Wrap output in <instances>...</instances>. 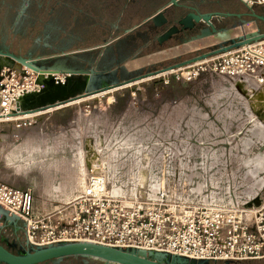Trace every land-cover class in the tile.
<instances>
[{"label":"rangeland","instance_id":"374dc122","mask_svg":"<svg viewBox=\"0 0 264 264\" xmlns=\"http://www.w3.org/2000/svg\"><path fill=\"white\" fill-rule=\"evenodd\" d=\"M239 9L246 8L241 3ZM255 13L264 17L260 6ZM249 21L250 18L241 19L237 26L226 31L237 29L222 37L211 35L187 45L145 49L118 68L105 65L95 85L126 80L135 75L133 71L141 74L157 71L149 77L62 107L0 123V178L12 186L29 188L34 212L41 214L73 200L82 191L87 177L101 169H109L108 176L114 175L112 180L120 182L130 177L147 182L166 171L184 177L190 174L186 169L194 164L193 151L212 149L217 150L215 163L226 167L224 174L245 175L249 190L264 187V121L255 116L257 110H264V89L248 78L214 67L215 55L163 71L211 52L225 41L221 39L236 40L264 30L260 21ZM93 26L55 24L56 43L62 49L48 65L74 56L64 55L70 51L100 44L101 38L85 37L88 31L94 36ZM52 27L53 24H0V44L17 56L37 59L47 53L46 45L54 38V32L48 30ZM65 33L71 34L73 42L60 45L65 39L70 41L64 37ZM77 36L80 39L74 40ZM174 47L183 52L165 55ZM143 59L146 62L135 70L127 69ZM5 62L0 61V79L9 72L16 74L15 81L21 74H27L28 80L35 83L29 91L42 88L35 72L19 68L15 62ZM75 78L70 80L74 82ZM83 92L78 88L67 98ZM37 107L40 105L21 109ZM7 229L9 240L4 243L13 251L23 250L22 222ZM65 262L104 264L80 257L48 264ZM210 264H264V261Z\"/></svg>","mask_w":264,"mask_h":264},{"label":"built area","instance_id":"2783aa9c","mask_svg":"<svg viewBox=\"0 0 264 264\" xmlns=\"http://www.w3.org/2000/svg\"><path fill=\"white\" fill-rule=\"evenodd\" d=\"M253 4L264 12V0ZM213 58L214 67L264 89V39ZM1 76L0 117L35 85L27 74L18 81L15 73ZM216 153L194 150V164L184 177L166 171L147 182L134 177L120 182L101 169L87 177L77 197L41 214L34 212L29 188L0 178V207L22 222L23 247L89 242L209 264L264 261V187L249 190L245 175L224 174ZM1 229L7 235L8 229Z\"/></svg>","mask_w":264,"mask_h":264},{"label":"flooded vegetation","instance_id":"af4514ba","mask_svg":"<svg viewBox=\"0 0 264 264\" xmlns=\"http://www.w3.org/2000/svg\"><path fill=\"white\" fill-rule=\"evenodd\" d=\"M167 1L169 3L170 0ZM217 4V9L211 12L224 14L221 18L211 20L217 31L237 26L241 19L249 18L243 15L249 12L247 8L240 11L239 0H217ZM165 5V0H0V24H53V27L48 30L54 32V38L46 45L47 53L40 54L44 55L40 57L59 54L58 50L62 49L56 43L55 24H94V36L87 30L85 37L86 39L101 38L98 44L101 65L103 67L107 65L113 69L145 49L162 48L167 44L183 45L198 40L205 25L200 24L192 30L172 35L162 43H159L157 38L166 30L165 28H137L135 24L153 25L151 16L164 9ZM64 37L69 38L70 41L66 42L65 39V42H60V45L73 42L71 34L65 33ZM78 38L79 36L74 40ZM0 50L14 54L2 44H0ZM16 224L9 225V220L0 215V242L11 251L13 249L4 243L9 238L1 226L10 228ZM67 259L69 258L60 262Z\"/></svg>","mask_w":264,"mask_h":264},{"label":"water","instance_id":"95a60500","mask_svg":"<svg viewBox=\"0 0 264 264\" xmlns=\"http://www.w3.org/2000/svg\"><path fill=\"white\" fill-rule=\"evenodd\" d=\"M248 10L249 12L244 13L243 15L251 19V21L249 22L256 23L257 21H260L264 25L263 16L256 14L250 7H248ZM223 16L224 14L220 12L201 13L194 7L187 6L183 3H178L176 2V0H170L168 7L157 12L154 16L151 17L150 20L154 23V28L166 29L157 38L158 42L162 43L163 41L169 39L172 35L178 34L185 30H192L200 24L205 25V28L202 30L200 36H198V40L218 34L220 32H224L226 31V29L217 31L211 23L212 19L221 18ZM261 39H264V31L249 34L236 40L228 39L225 40L219 47L212 49L211 52L203 53L184 62L169 66L163 71L170 70L175 67H180L195 60L206 59L207 57H209V55H217ZM0 56L7 57L35 73H62L68 74L70 76L87 75L89 77L83 88V94L71 98H65L64 100H60L46 106H40L34 109L27 110H22L21 104L18 102L16 104V115H32L49 109L62 107L74 101L81 100L84 97H89L120 87H124L132 82L144 79L157 72L154 71L141 74L139 71H133L132 74L135 75H132L126 80L101 86L99 84L95 85L99 75L102 74L103 70H105V68L101 65V62L98 63L96 69L62 70L59 68L55 69L53 65L49 66V58H37L33 60L25 59L23 57H17L14 54L3 52L1 50ZM255 116L260 122L264 121V110H257L255 112ZM0 215L9 220V225L16 224L18 222L17 217L9 216L7 211L2 209L1 207ZM76 257L92 258L112 264H209L207 261L188 260L187 258L171 256L164 253L151 252L146 254L142 251L123 250L89 242H69L36 248H30L29 246L25 245L23 247V250L20 252L11 251L0 242V264H45L62 261L66 258Z\"/></svg>","mask_w":264,"mask_h":264},{"label":"crops","instance_id":"0c3cea01","mask_svg":"<svg viewBox=\"0 0 264 264\" xmlns=\"http://www.w3.org/2000/svg\"><path fill=\"white\" fill-rule=\"evenodd\" d=\"M240 3H242L245 8L248 9V7L252 8V10L255 12V9L258 7L257 5H254L253 2H255L256 0H239ZM168 1L165 0V7H168L169 3H167ZM176 2L178 3H183L186 4L187 6H191L196 8L198 11L206 13V12H211L217 9V0H176ZM227 7V6H224ZM232 9V8H231ZM230 9V10H231ZM63 12H66L65 10H62ZM61 11V12H62ZM156 14V13H155ZM155 14H153L152 16H154ZM151 16V17H152ZM253 24V23H251ZM137 26V28H141L143 27L144 29H148L149 28H153V25L147 24V26H145L146 24H135ZM145 26V27H144ZM100 49V46L98 45H94L93 47H89V48H79V49H75L73 51H70L69 53H66L64 55H74L72 57H67L65 58L63 61H58L55 62L53 61L52 65L56 68L62 69V70H88V69H96L98 63L100 62V54H98V50ZM40 56H44V55H39V58H49V60L51 59H55L58 57L57 54L51 55V56H47V57H40ZM128 70H135V69H131L128 68ZM52 75H54V77H66L71 79V77H76L75 78V83L79 84V89H83L85 86L86 81L88 80V76L87 75H73L70 76L68 74H62V73H58L55 74L53 73ZM16 118V117H15ZM9 119V118H8ZM0 120H4L3 118H0ZM14 119H11V121ZM0 123H9V122H0Z\"/></svg>","mask_w":264,"mask_h":264},{"label":"bare ground","instance_id":"6f19581e","mask_svg":"<svg viewBox=\"0 0 264 264\" xmlns=\"http://www.w3.org/2000/svg\"><path fill=\"white\" fill-rule=\"evenodd\" d=\"M234 29H237V28H234ZM234 29L227 30L224 32H220L214 36L222 37L226 32L232 31ZM228 39H230V38H228ZM228 39H223V40L221 39V41L228 40ZM185 45H187V44H185ZM187 48H186V50H187ZM170 49H172L171 53L166 52L165 55H168V56L178 55L182 51L176 47L170 48ZM170 49H168V50H170ZM0 61H4V62L9 61V63L15 62V61H12L11 59H9L7 57H3V56H0ZM144 62H146L145 59L140 60L138 62V64H131V65H129L128 68L135 69V68H137L138 65H141ZM15 64H17V66L19 68L24 67V66H22L16 62H15ZM0 66H1V63H0ZM26 69L30 70L28 68H26ZM26 69H25V71H26ZM36 74L38 76L37 83H38V85H42V88H40L38 91H29V92L27 91L24 94H22L19 98V101H18L21 104V106H31V105H38V106L43 105L44 106L45 104H52V103L58 102L60 100H64L69 95H71L74 91L78 90V88H79V84L72 82L70 79L62 80V78L60 79V77L55 78L54 75H52L53 73H45V74L44 73H36ZM16 114L17 113H16V108H15L12 111H9L6 115H1L2 117H0V118H3L4 120H10L11 121V119H14V120L17 119L15 117L31 116V115L17 116Z\"/></svg>","mask_w":264,"mask_h":264}]
</instances>
